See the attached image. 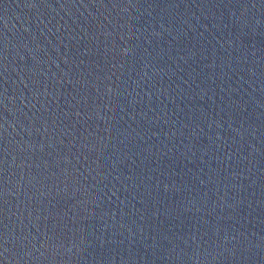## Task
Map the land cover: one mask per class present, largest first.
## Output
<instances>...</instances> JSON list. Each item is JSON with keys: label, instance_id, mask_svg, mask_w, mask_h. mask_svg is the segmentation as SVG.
I'll use <instances>...</instances> for the list:
<instances>
[{"label": "water", "instance_id": "water-1", "mask_svg": "<svg viewBox=\"0 0 264 264\" xmlns=\"http://www.w3.org/2000/svg\"><path fill=\"white\" fill-rule=\"evenodd\" d=\"M0 264H264V0H0Z\"/></svg>", "mask_w": 264, "mask_h": 264}]
</instances>
